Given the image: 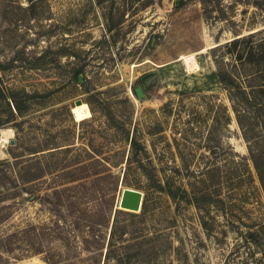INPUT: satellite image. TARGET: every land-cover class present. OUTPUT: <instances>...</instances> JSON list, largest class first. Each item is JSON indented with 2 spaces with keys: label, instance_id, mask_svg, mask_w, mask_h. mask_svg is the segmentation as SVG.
<instances>
[{
  "label": "rangeland",
  "instance_id": "rangeland-1",
  "mask_svg": "<svg viewBox=\"0 0 264 264\" xmlns=\"http://www.w3.org/2000/svg\"><path fill=\"white\" fill-rule=\"evenodd\" d=\"M257 33L263 0H0V264H264L222 81Z\"/></svg>",
  "mask_w": 264,
  "mask_h": 264
},
{
  "label": "trees",
  "instance_id": "trees-1",
  "mask_svg": "<svg viewBox=\"0 0 264 264\" xmlns=\"http://www.w3.org/2000/svg\"><path fill=\"white\" fill-rule=\"evenodd\" d=\"M257 35L258 33L250 34L235 39L232 43L235 45L242 42L247 55L250 53V59L246 56V59L241 60L244 71L251 72L246 82H236L234 75L228 73V76L222 74V81L230 91L237 122L248 143L251 159L264 188V38L254 40ZM8 94L15 95L14 92L7 93L0 88V97L6 98ZM169 191L172 197L177 195L173 190Z\"/></svg>",
  "mask_w": 264,
  "mask_h": 264
},
{
  "label": "water",
  "instance_id": "water-1",
  "mask_svg": "<svg viewBox=\"0 0 264 264\" xmlns=\"http://www.w3.org/2000/svg\"><path fill=\"white\" fill-rule=\"evenodd\" d=\"M198 60L201 59L199 58ZM135 91L138 94V96L140 97L144 96L142 87L140 86L136 87ZM76 104H81V100H78ZM143 200H144V195L142 191L138 189L126 187L122 191V195L119 201V207L121 209H125L128 211L137 212L141 210Z\"/></svg>",
  "mask_w": 264,
  "mask_h": 264
},
{
  "label": "bare ground",
  "instance_id": "bare-ground-1",
  "mask_svg": "<svg viewBox=\"0 0 264 264\" xmlns=\"http://www.w3.org/2000/svg\"><path fill=\"white\" fill-rule=\"evenodd\" d=\"M193 62H195V60H194V58H191V59H188L186 63L190 64ZM11 135H12L11 129H2V131H1V147L4 145V143H6L9 140ZM1 147H0V151H1Z\"/></svg>",
  "mask_w": 264,
  "mask_h": 264
}]
</instances>
